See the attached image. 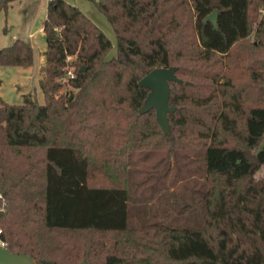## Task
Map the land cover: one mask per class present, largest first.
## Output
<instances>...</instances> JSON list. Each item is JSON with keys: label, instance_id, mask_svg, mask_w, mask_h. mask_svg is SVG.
Returning a JSON list of instances; mask_svg holds the SVG:
<instances>
[{"label": "trees", "instance_id": "1", "mask_svg": "<svg viewBox=\"0 0 264 264\" xmlns=\"http://www.w3.org/2000/svg\"><path fill=\"white\" fill-rule=\"evenodd\" d=\"M91 1L115 55L48 0L44 102L0 97V238L39 264H264V0ZM32 64L20 38L0 49ZM155 67L175 68L169 134L139 112Z\"/></svg>", "mask_w": 264, "mask_h": 264}, {"label": "rangeland", "instance_id": "2", "mask_svg": "<svg viewBox=\"0 0 264 264\" xmlns=\"http://www.w3.org/2000/svg\"><path fill=\"white\" fill-rule=\"evenodd\" d=\"M65 1L73 3V0ZM76 2L77 6L82 8L111 40L112 48L108 57H112L114 52L116 53V39L106 18L97 10L91 0H78ZM46 3V0H14L8 4L6 11H0V49L11 45L17 38L24 40L33 48L32 72L26 77L29 79L26 80L25 84H23L24 78L17 73L16 67H0V96L9 104L22 103L23 95L30 96L36 104H43L44 102L39 85L44 78V68L39 71V67L45 49L42 26L46 14ZM71 90L72 88L65 83L58 93H68ZM263 173L264 167H261L256 172L255 177L260 178Z\"/></svg>", "mask_w": 264, "mask_h": 264}, {"label": "water", "instance_id": "3", "mask_svg": "<svg viewBox=\"0 0 264 264\" xmlns=\"http://www.w3.org/2000/svg\"><path fill=\"white\" fill-rule=\"evenodd\" d=\"M216 26V11L213 10L204 18ZM169 81H177L174 67H155L143 76L138 84L149 90L140 108V113L155 109L157 122L165 134H169L167 113L173 110L168 105ZM0 264H39L29 253L11 251L6 245L0 244Z\"/></svg>", "mask_w": 264, "mask_h": 264}, {"label": "crops", "instance_id": "4", "mask_svg": "<svg viewBox=\"0 0 264 264\" xmlns=\"http://www.w3.org/2000/svg\"><path fill=\"white\" fill-rule=\"evenodd\" d=\"M48 0H46V2H47ZM76 1H78V0H73V3H71V4H73V5H75V6H77V2ZM70 3V2H69ZM86 16H88L87 15V13L82 9V8H80L79 6H77ZM81 7H85V6H81ZM89 8V7H88ZM90 18V17H89ZM91 19V18H90ZM92 20V19H91ZM110 28H111V26H110ZM111 30H112V28H111ZM113 31V30H112ZM113 34H114V32H113ZM31 46V45H30ZM33 49V48H32ZM44 51H45V49H44ZM113 55H115V52H114V54ZM44 64H45V56H41V66L39 67V71H41V68H44ZM0 67H2V66H0ZM32 67L30 66V67H26V68H23V67H16V70H17V73H19L20 75H22V77L24 78V82H23V84H25L26 83V80L27 79H29V78H26L27 76H29V74H31V72H32V69H31ZM15 85H17V84H15ZM1 97V96H0ZM2 98V97H1ZM3 99V98H2Z\"/></svg>", "mask_w": 264, "mask_h": 264}, {"label": "built area", "instance_id": "5", "mask_svg": "<svg viewBox=\"0 0 264 264\" xmlns=\"http://www.w3.org/2000/svg\"><path fill=\"white\" fill-rule=\"evenodd\" d=\"M66 75L67 76H70V77L73 76V74L71 73V71H68ZM3 208H4V198H3V195H2V193L0 191V210H2ZM0 232H1V228H0ZM0 244L1 245H5V242L1 238H0Z\"/></svg>", "mask_w": 264, "mask_h": 264}]
</instances>
